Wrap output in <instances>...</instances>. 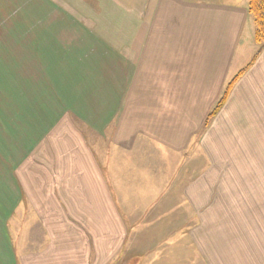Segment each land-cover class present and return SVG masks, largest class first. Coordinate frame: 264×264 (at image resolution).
I'll return each mask as SVG.
<instances>
[{"label": "crops", "instance_id": "1", "mask_svg": "<svg viewBox=\"0 0 264 264\" xmlns=\"http://www.w3.org/2000/svg\"><path fill=\"white\" fill-rule=\"evenodd\" d=\"M254 31L247 0H0V264H264Z\"/></svg>", "mask_w": 264, "mask_h": 264}, {"label": "trees", "instance_id": "2", "mask_svg": "<svg viewBox=\"0 0 264 264\" xmlns=\"http://www.w3.org/2000/svg\"><path fill=\"white\" fill-rule=\"evenodd\" d=\"M248 1V11L252 15L254 23H255V31H254V41L259 48L264 47V0H247ZM257 53L251 60V62L242 70H240L225 86L222 95L213 108V110L209 113L206 121L205 126L209 123V121L215 116V114L220 110L223 106L224 102L226 101L231 88L233 87L234 83L237 79L246 71V69L251 65V63L256 58Z\"/></svg>", "mask_w": 264, "mask_h": 264}, {"label": "rangeland", "instance_id": "3", "mask_svg": "<svg viewBox=\"0 0 264 264\" xmlns=\"http://www.w3.org/2000/svg\"><path fill=\"white\" fill-rule=\"evenodd\" d=\"M62 1V0H61ZM2 146H0V153H1V151H2ZM132 261H126V262H121V263H117V264H130ZM131 264H133V263H131ZM137 264H143V263H137ZM163 264H165V263H163Z\"/></svg>", "mask_w": 264, "mask_h": 264}]
</instances>
